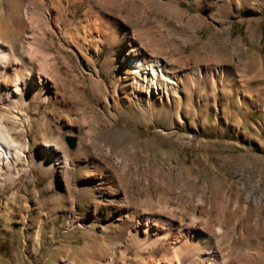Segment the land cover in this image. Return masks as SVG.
Returning a JSON list of instances; mask_svg holds the SVG:
<instances>
[{"label":"rangeland","instance_id":"obj_1","mask_svg":"<svg viewBox=\"0 0 264 264\" xmlns=\"http://www.w3.org/2000/svg\"><path fill=\"white\" fill-rule=\"evenodd\" d=\"M1 1L6 0H0L3 9ZM36 1H46L51 8L52 0ZM74 1L70 11L80 18L89 0ZM99 8L101 20L117 21L125 30V42L143 44L150 56L169 58L182 72L200 69L203 75L201 79L192 75L187 88L180 84L179 100L172 93L168 106L167 99L165 104L156 101L159 117L154 121L139 113L136 104L122 108L127 106L124 100L111 108L114 88L109 86L123 66L108 61L106 45L96 56L97 44L82 38L79 45L68 42L67 35L76 34L72 27L65 37L48 34L49 52L66 77V107L53 101L32 103L28 119L20 117L18 122L23 134L13 132V136L31 149L39 140L45 144L61 138L74 168L66 183L38 160L30 165L24 158L17 167L19 177L0 186V264H67L62 262L66 252L77 264L107 263L112 227L121 217L92 226L79 219L89 203L101 201L108 209L106 195L99 199L88 186L94 177H86L84 167L91 156L84 151L90 144L128 165L123 187L130 190L127 205L132 209H151L153 214V204L168 203L177 215L189 217V208L200 207L204 200L213 224L221 223L226 232L221 250L230 248L234 240L232 247L238 251L258 246L264 259V216L260 215L264 209V0H124L121 13ZM88 63L97 66L108 86L98 96L90 93L87 77L80 76ZM59 123H73L75 132L66 127L60 131ZM80 126L85 136L76 132ZM68 137L77 139L74 150ZM13 195L15 206L8 210ZM69 199L73 205L65 204ZM72 210L76 216L68 217ZM235 224L232 240L230 230ZM244 236L249 240L241 244L239 238ZM122 244L114 250L123 252L126 264H155L163 254L160 247L152 254L155 260L139 262L137 248L124 250ZM84 247L92 252V263L76 259Z\"/></svg>","mask_w":264,"mask_h":264},{"label":"bare ground","instance_id":"obj_2","mask_svg":"<svg viewBox=\"0 0 264 264\" xmlns=\"http://www.w3.org/2000/svg\"><path fill=\"white\" fill-rule=\"evenodd\" d=\"M1 2L5 3V8H0V186L14 182L13 177H19L17 167L19 163H24V158H27L30 165L38 160L42 167L53 175H60L66 183L73 172L74 162L69 160V152L61 138L57 142L50 140L45 144L39 140L31 149L28 143L21 145L13 136V132L23 134L18 122L20 117L28 119L27 110L31 111L32 103L49 104L53 101L57 106L64 104L66 107V77L62 75L64 73H61L56 59L49 52L51 45L46 41L48 34L56 33L65 37L72 27L76 34L67 35L68 42L79 45V38L85 42L91 41L97 44L96 56H99V50L106 45L108 61L112 60V63L123 66L122 71H118L117 81L109 86L110 89L114 88V104L111 108L119 107V101L124 100L127 106L122 105V108L128 109L136 104L139 113L149 115L154 121L159 117L156 101L165 104L167 99L168 106L172 93L179 100L177 94L180 84H185L187 88L192 75L198 79L203 75L200 69L182 72L169 58L164 60L150 56V51L143 44L132 40L125 42L127 34L117 21L111 23L100 19V6L111 7L121 13L124 0H89L87 12L80 18H76L70 11L69 6L74 0H52L51 8L47 7L46 1ZM65 2L69 5L65 6ZM83 46L80 45L81 50L86 51L84 49L88 46ZM80 76L87 77L92 95H97L108 87L101 81L100 71L95 64L88 63L84 66ZM109 94L110 92L106 93L107 96ZM139 103L144 105L140 106ZM103 105L109 108L107 102ZM38 109L39 107L34 109L36 116ZM179 110L178 108L177 111ZM179 121L182 123V119ZM72 124L59 123V129L63 131L66 127L70 132H75L72 131ZM75 130L83 136L86 135L82 126ZM84 153L91 156L90 162L84 167L89 173L86 177H94L88 182L89 189L94 190L99 199L106 195L108 209H103L105 204L101 201L89 203L79 219L92 226L96 222L115 221L121 217L112 227V253L106 264H126L122 257L123 252L114 250L121 242L124 250L133 246L137 248L139 262L144 259L155 260L152 254L161 247L163 254L160 259H156L155 264H264L262 250L258 246L254 245L253 248L247 245L242 251L232 247L237 224L229 229L232 246L221 250L220 244L225 239L221 236L226 232L221 223L213 224L208 202L201 201L200 207L187 206L189 217L184 214L177 215L178 212L176 214L168 203L153 204L156 210L153 214L151 209H132L127 205L130 190L123 187V176L128 165L114 160L110 151L103 152L98 145L90 144ZM25 167L26 164H23V168ZM54 179L53 176L52 185H55ZM16 199L17 196L13 195L7 201L8 210L15 206ZM65 204L74 203L69 199ZM178 205H181L180 201ZM68 215L76 216L74 210L69 211ZM260 215L264 216V209L260 210ZM239 239L241 244H246L249 240L245 236ZM89 250L88 247L79 250L76 259H88L87 262L92 263L93 255ZM62 262L77 264L76 260H70V252L63 255Z\"/></svg>","mask_w":264,"mask_h":264},{"label":"water","instance_id":"obj_3","mask_svg":"<svg viewBox=\"0 0 264 264\" xmlns=\"http://www.w3.org/2000/svg\"><path fill=\"white\" fill-rule=\"evenodd\" d=\"M67 143L70 147L71 150H74L77 146V139L73 137H68L67 138Z\"/></svg>","mask_w":264,"mask_h":264},{"label":"trees","instance_id":"obj_4","mask_svg":"<svg viewBox=\"0 0 264 264\" xmlns=\"http://www.w3.org/2000/svg\"><path fill=\"white\" fill-rule=\"evenodd\" d=\"M0 252H1V250H0Z\"/></svg>","mask_w":264,"mask_h":264}]
</instances>
